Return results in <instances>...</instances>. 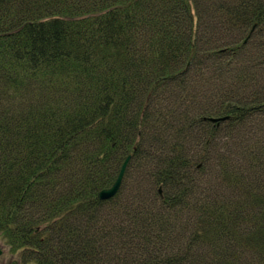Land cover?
<instances>
[{
  "label": "trees",
  "instance_id": "1",
  "mask_svg": "<svg viewBox=\"0 0 264 264\" xmlns=\"http://www.w3.org/2000/svg\"><path fill=\"white\" fill-rule=\"evenodd\" d=\"M0 237L10 264H264V0H0Z\"/></svg>",
  "mask_w": 264,
  "mask_h": 264
},
{
  "label": "water",
  "instance_id": "2",
  "mask_svg": "<svg viewBox=\"0 0 264 264\" xmlns=\"http://www.w3.org/2000/svg\"><path fill=\"white\" fill-rule=\"evenodd\" d=\"M212 121L217 122V121H219V119H212ZM130 160H131V156H129L125 160V162L123 163V165L120 169L119 175H118L115 183L113 184V186L110 188L104 189L100 192L99 196L102 200H109L118 194V192L120 191L121 186L123 184V180H124V177H125L127 167L129 165ZM160 193H162V188H160Z\"/></svg>",
  "mask_w": 264,
  "mask_h": 264
},
{
  "label": "rangeland",
  "instance_id": "3",
  "mask_svg": "<svg viewBox=\"0 0 264 264\" xmlns=\"http://www.w3.org/2000/svg\"><path fill=\"white\" fill-rule=\"evenodd\" d=\"M253 43L254 40H251ZM238 45L240 46V44L242 42L239 41V39L237 40ZM246 49H249V45L248 46H244V49L242 50L241 53L245 52ZM254 57V53L253 56ZM255 60V59H253ZM135 178L132 175V178L129 177L128 178V182L127 185L129 188H131L133 186V182H134ZM11 261V253L9 252V249L5 246V244L3 243L2 238L0 237V264H10Z\"/></svg>",
  "mask_w": 264,
  "mask_h": 264
}]
</instances>
